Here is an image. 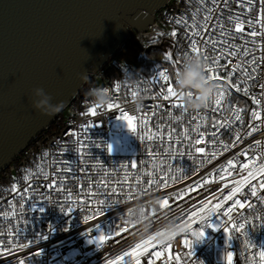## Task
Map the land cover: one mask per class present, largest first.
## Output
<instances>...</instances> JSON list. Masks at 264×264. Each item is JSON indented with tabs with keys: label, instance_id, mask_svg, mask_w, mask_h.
<instances>
[{
	"label": "built area",
	"instance_id": "1",
	"mask_svg": "<svg viewBox=\"0 0 264 264\" xmlns=\"http://www.w3.org/2000/svg\"><path fill=\"white\" fill-rule=\"evenodd\" d=\"M209 11L212 19L205 39L211 35L215 39L226 40L238 49H247L248 56H244L241 51L238 57L230 59L233 64H246L254 78L247 80L236 73L232 82L241 83L242 88L249 89L248 95H244L243 91L236 92L224 80L227 71H230L229 67L221 71V80L215 81L225 90L219 108L212 102L203 110L182 111V108H173L171 101H163L157 96L165 84L159 79V72L167 71L175 87L176 71L182 67L187 56L195 54L191 51L188 39L191 29L175 21L183 18L189 25L193 21L203 22ZM262 12L264 0H252L251 5L246 0H215V4L213 0H170L154 14V20L147 29L135 32L143 47L139 54L145 60L149 59L147 47L169 42L165 56L152 58L153 66L148 72L138 69L126 59L122 54L123 46L99 69L92 71L89 75L90 83L83 85L53 123L0 172V252L11 249V254H0V264H19L21 260L24 264H107L108 260L115 259L149 235L168 232L169 225L173 223L184 228V231H174L176 237L171 241L170 250L172 264H176L174 258L177 255L181 258L179 264H226L227 251L233 252L234 264H252L254 253L264 247V190L258 188L255 197L250 195L251 188L238 194L234 199H240L245 207L234 208L231 219L223 213L232 206V201H228L211 217H207L206 212L202 213L207 217L204 220L197 216L193 222L189 216L193 210L199 211L203 200L211 199L212 204H215L221 197L228 195L233 182L247 174L241 165L252 164L254 161L255 166H258L264 162V90L260 87L264 84V62H261L264 57L261 47L264 45V36L250 35L252 31L260 32L258 21ZM237 17L244 23L243 33L234 30ZM217 22L223 24L226 33L223 37L220 36L221 29L214 27ZM173 31L178 33L176 37L171 36ZM126 41L134 43L130 35ZM200 47L202 51L199 55L203 57L205 52L202 41ZM169 53L174 57L171 61L166 59ZM214 54L209 46L207 55ZM253 58L257 61L254 66L250 63ZM224 63L226 60L221 61V64ZM252 67H255V72H251ZM129 73L135 81L134 85L125 83ZM116 85L120 86L119 91H116ZM90 86L108 87L113 101L125 109L127 114L139 117L149 109L154 110L156 115L151 118V127L156 131L159 125L163 142L141 139L139 126L135 133L131 132L118 119L121 115L118 109L105 106L98 109L96 116L87 114L92 105L85 92ZM133 92L137 95L133 96ZM137 96L143 97L139 108L135 104ZM253 97L261 99V103L256 104ZM179 102L182 104L181 100ZM155 105L160 107L155 108ZM237 110H240L242 122L235 120ZM253 111L261 113V120L252 118ZM169 114L181 119H173ZM197 114L200 119L193 120L192 117ZM219 121H230V124L220 128L217 123ZM196 124H200L199 132L204 134V144H195L199 135L193 131ZM185 127L189 129L187 139L182 135ZM169 128L175 129L171 142L168 140ZM214 131L218 133L215 137L211 135ZM69 132H76L78 136L66 135ZM237 133L241 140L233 147ZM113 135L121 139L125 152L108 151L107 146ZM78 140L85 145L83 156ZM219 141L227 144L228 149L224 150ZM197 147L205 148V153L196 152ZM213 152L216 153L214 158L211 155ZM229 159L234 161L236 167L230 169L231 175L225 174L226 178L221 180L220 170L227 167ZM133 162H136V168L131 167ZM38 166L49 174L48 180H44L40 174L30 182L24 181L23 177L28 172H37ZM65 167L71 171H63ZM145 172H153L157 179L165 174L178 179L175 183L169 179L167 188L156 184L147 188L146 181L151 177L145 176ZM125 173L129 176L127 182ZM137 175L142 179L140 184L136 183ZM213 177L214 183L186 192L188 188ZM61 178L62 185L57 184L51 188L47 186ZM13 184L22 190L30 184V191L21 199L20 195L11 192ZM225 184L228 188L224 187ZM57 187L63 190L57 191ZM112 188L116 189L115 193L111 191ZM68 191L72 192L71 199H68ZM89 192L92 195H86ZM180 192H186V195L182 199H175V194ZM165 198H169V207L161 208L159 202ZM99 201L105 203L100 204ZM151 201L158 203L152 204ZM13 204L15 216L11 215ZM138 208L146 219L129 223L130 218L136 220L133 213ZM98 211L103 214L96 215ZM5 212L9 213L7 217L3 216ZM94 215L95 219L86 220V217ZM209 223L220 227H207ZM97 224L100 225L99 230ZM239 224H244L241 231L234 227ZM123 228L128 231L122 233L121 237H115V231ZM200 230L204 231L205 236L196 243L197 238L192 233ZM9 232L12 235H8ZM101 233H112L113 239L106 241L103 246L89 243V240ZM185 239L192 242L190 247L184 245ZM157 240L160 241L161 237H157ZM246 241H251L254 248L247 247ZM18 244L27 247L17 248ZM156 250H159V245ZM189 252L192 254L189 255ZM157 264L161 262L157 261Z\"/></svg>",
	"mask_w": 264,
	"mask_h": 264
},
{
	"label": "water",
	"instance_id": "2",
	"mask_svg": "<svg viewBox=\"0 0 264 264\" xmlns=\"http://www.w3.org/2000/svg\"><path fill=\"white\" fill-rule=\"evenodd\" d=\"M169 1L0 0V172L76 97L81 75L99 69L128 35L143 48L135 32ZM37 87L64 108L52 116L34 109Z\"/></svg>",
	"mask_w": 264,
	"mask_h": 264
},
{
	"label": "snow or ice",
	"instance_id": "3",
	"mask_svg": "<svg viewBox=\"0 0 264 264\" xmlns=\"http://www.w3.org/2000/svg\"><path fill=\"white\" fill-rule=\"evenodd\" d=\"M246 2L251 5L252 0H246ZM213 4H215V0H213ZM212 19L211 16V11H209V15H207L203 22H197V21H193V23L191 25H189L187 23L186 20H184L183 18L181 19H177L175 21L176 24L178 25H184L185 28H190L191 32L188 34V39L190 41V47H191V51L197 55H199L202 51L201 47H200V42H203L204 45V52L205 54L203 55V59L207 62L205 64L204 67V71L205 74L207 76V78L209 80H213V81H220L221 80V71H225L227 69H229L230 67V71H227L226 76L224 77V80L227 82L228 86L230 88H234L236 92H241L243 91L244 95H248L249 89L247 87H241V83H233L232 82V77L236 74V73H240L242 77L246 78L247 80H251L254 77L251 75L248 67L246 64L243 63H237V64H233L232 60L230 59L231 57H238L240 52H243L244 56H248L249 52L247 49H238L236 48L235 45H231L229 44L226 40H222V39H215L213 38L211 35H208L207 39H205V34L208 33L209 31V21ZM229 19L231 20L232 17H229ZM260 23V32L258 33L257 31H252L250 33V35L252 37H256L257 35H261L264 36V12H262L259 21ZM251 23V22H249ZM214 27H219L221 29L220 31V36L223 37L226 33L223 27V24L217 22V25ZM214 30V29H213ZM235 32L236 33H243L245 31V27H244V23L239 19V17L236 18V22H235ZM178 35V33L176 31H173L171 33L172 37H176ZM219 45H223L224 47H219ZM211 46L213 52L215 53L212 56L207 55V49L208 47ZM262 50H264V45L261 46ZM166 59L168 60H173V54L169 53L166 57ZM222 60H226V63L221 64ZM261 62H264V57L261 58ZM251 65H255L257 63V61L253 58L250 61ZM255 67H252L251 72H255ZM178 74V73H176ZM159 79L164 81L165 84H163L161 86V89L159 90V92L157 93V96L162 98L163 101H171V106L173 108H182L183 105L179 102L181 100V96L183 95V93H180L176 90V88L172 85V81H171V77L169 75V73L167 71H160L159 72ZM119 85H116V91H119ZM261 89L264 90V84L260 85ZM218 88L220 89L217 94H216V98L214 99L213 103L215 104L216 108H219L221 106L222 100L225 96V90H223V88L221 87L220 84H218ZM189 96L192 95V92L189 91L187 93ZM133 96H136L137 94L135 92L132 93ZM262 99H264V97H262ZM253 101L256 104H260L261 103V99H256L255 97H253ZM108 109H118L121 112V115L118 117L119 120L123 121L126 124V127L133 133H135L137 131L138 126L141 129L142 135L140 136L141 139L147 140V141H153V140H160L161 142H163V133L159 127V125L156 126V131L152 130L151 127V118L153 116L156 115V112L152 109H149L148 111L142 113L139 117L137 115H132V114H127L126 110L123 109L118 103H116L115 101L109 103L106 106ZM155 108H159L160 105H155ZM99 107L96 105H92L88 110H87V114L91 115V116H96L97 112H98ZM139 111V109L137 110ZM171 117V114H169ZM252 118L254 120H261V113L258 111H253L251 113ZM173 119L179 120L181 119V117H171ZM193 120H197L200 119L199 114H197L196 116L192 117ZM235 120L237 122H242V117L240 115V110H237L235 112ZM218 126L220 128H224L229 126L230 121H219L217 122ZM200 130V124H196L195 128L193 129V131H196L199 133L197 139L195 140V144L200 145V144H204L206 143L205 139H204V134L199 132ZM253 130H255V128H253ZM175 132L174 128H169L168 129V140L171 142L172 140V136L173 133ZM251 133H249L250 135ZM66 135H72V136H78V133L76 132H69L66 133ZM184 138H188L189 136V129L187 127L184 128L183 134ZM213 137L217 136L218 133L217 132H213L211 134ZM241 140V137L239 135V133H237L236 137H235V142L233 143V147L235 146V143H238ZM77 143L80 145V150H81V155L83 156V149L85 147L84 143L80 140L77 141ZM219 143L222 145L224 150L228 149V145L225 144L223 141H219ZM257 143H259V141H257ZM108 151L111 152L112 151V146L110 144H108L107 146ZM205 148L203 147H197L196 148V152L198 153H205ZM45 155H47V153H45ZM181 155H183V153H181ZM191 155V153L189 154ZM212 157L214 158L216 156V153L213 152ZM132 168H136L137 164L136 162H133L131 164ZM236 167V164L234 163L233 160L229 159L227 161V167L223 168L220 170V175L219 178L221 180H224L226 178V175H231V171L230 169H233ZM241 168L244 169L247 174L245 176H243L241 179L234 181L233 182V186L231 187L228 195L223 196L219 199V202L212 204V200L208 199V200H203L201 202V206L199 208V211L193 210L191 212V215L189 216V220L195 222V218L197 216L200 217V219L204 220L207 217H211L213 213L218 212L220 209H222L224 207V205L228 202V201H232V206L228 207L225 211H224V215L229 217V219H231V214L234 210V208L239 207V208H244L245 207V203L242 202L240 199H234L238 194L242 193L246 188H251V193L250 195H252L253 197L257 196V189H261L264 190V162L260 163L258 166H255V162L253 161L252 164L249 163H245L243 165H241ZM171 169H169L170 171ZM63 171L65 172H70L71 169L65 167L63 169ZM179 171V169H178ZM43 175V179L44 180H48L49 178V174L47 172L43 171L42 167L38 166V171L37 172H28L24 177V181H31L36 175ZM226 174V175H225ZM58 175V172H57ZM145 176L147 177H151L150 179H148L146 181L147 183V188H151L154 184L163 187V188H167L169 187L168 184V180L171 179L172 183H175L178 179V177L176 176H172L169 177L167 174L159 177V179L155 178V175L153 172H145L144 173ZM129 179L128 173H125V182H127ZM136 179V183L140 184L142 183V179L140 177V175H137L135 177ZM62 181L63 178H61L60 180L56 181L55 183H49L47 186L48 187H56L57 184H61L62 185ZM253 181H258V183H253ZM215 182V178L213 177V179H209V180H204L200 183H198L197 185L190 187L186 190V192H191V191H195L198 188H202L205 184H210V183H214ZM117 183H120V181H117ZM101 184L104 187H107V184L104 181H101ZM225 188H228V185L225 184L224 186ZM57 191L63 190L62 187H57L56 188ZM147 189H145L146 191ZM28 191H30V184L28 187H25L23 190L20 189L18 187V185L13 184L11 187V192L15 193L16 195H20L21 199L24 198V196L28 193ZM81 191H83V188H81ZM113 193L116 192L115 188H112L111 190ZM223 191V189L221 190ZM186 192H180V193H176L175 194V199H182L184 197V195H186ZM86 195H92L91 192L86 193ZM68 199L72 198V192L68 191L67 193ZM213 199H215V197H213ZM100 204H104V201H99ZM161 208H167L169 207V198H165L162 201L159 202ZM248 206H251L250 204ZM13 208V211L11 212L12 216H15V204H13L11 206ZM21 207H23V205H21ZM207 213V217H205L204 215H202V213ZM102 211H98L96 213V215H102ZM9 215V213L5 212L3 213V216L7 217ZM91 219H95V215L94 216H89L86 217V220H91ZM190 227V225H189ZM207 227L210 228H218L220 227V225H213L211 223L207 224ZM235 229L237 231H241L244 229V224H239V225H234ZM97 230L100 229V225L97 224L96 226ZM128 231L127 228H123L121 230L115 231L114 236L115 237H121L122 233H126ZM180 231L183 232L184 228H180ZM8 235H12L11 232L8 233ZM164 235V232H157L156 235H149L147 238L140 240L139 242L135 243L134 246H130L129 250L124 251L121 255L117 256L115 259L112 260H108L107 264H157V261H160L161 264H172L173 261V257L171 255V241L173 239H175L176 237V233L173 232L170 235H168L166 237L165 240H157V237H161ZM193 236H195L196 239V243L200 242L204 236L205 233L203 230H200L198 232L194 231L192 233ZM113 239V234L109 233L108 235H105L103 233H101V235H99L98 237H96L95 239L89 240V243H95L99 246H103L104 243L108 240ZM232 237L229 236V240H231ZM167 241V242H166ZM118 242V241H117ZM184 245L186 247H190L192 242L185 239L183 241ZM159 245V250L157 249V246ZM2 246V245H0ZM246 246L247 247H253L254 245L251 244V241H246ZM17 248H24L27 247V245L25 244H18L16 245ZM0 254H11V249H5L4 252H0ZM39 254V253H37ZM192 253L189 252V255H191ZM141 257H144V260H141ZM127 258V261H126ZM175 262L176 264H179L180 262V256L177 255L175 256ZM225 261L226 264H234V256H233V252L231 251H227L225 253ZM19 264H24V261L21 260L19 261ZM252 264H264V247H261V249L259 250L258 253H254L253 257H252Z\"/></svg>",
	"mask_w": 264,
	"mask_h": 264
},
{
	"label": "clouds",
	"instance_id": "4",
	"mask_svg": "<svg viewBox=\"0 0 264 264\" xmlns=\"http://www.w3.org/2000/svg\"><path fill=\"white\" fill-rule=\"evenodd\" d=\"M205 60L201 55H190L184 59L183 65L180 69L176 71L174 75L175 88L178 92L183 93L181 96L182 111H198L206 109L216 98L218 92V84L209 80L205 74ZM82 84L90 83V76L85 73L79 77ZM125 83L134 85L135 81L132 78V74H127ZM191 91L192 95L189 96L187 93ZM76 95V93H73ZM88 102L91 105H96L99 108L107 106L109 103L113 102V96L111 90L108 87L90 86L85 92ZM52 97L48 95L43 88H34L31 95L32 107L39 111L40 113L48 116H52L60 112L64 106V101H59L55 104L51 103ZM143 97H135L136 107L142 106ZM152 204L158 203V201H151ZM136 220L133 221L129 219V223L132 222H142L146 217L144 213L139 210V208L133 213ZM147 227V225H145ZM180 230L179 225L174 223L169 225V231L165 232L161 236L163 241L170 232Z\"/></svg>",
	"mask_w": 264,
	"mask_h": 264
},
{
	"label": "trees",
	"instance_id": "5",
	"mask_svg": "<svg viewBox=\"0 0 264 264\" xmlns=\"http://www.w3.org/2000/svg\"><path fill=\"white\" fill-rule=\"evenodd\" d=\"M140 48L132 42L126 41L123 45L122 54L138 69L148 72L153 66L152 58H161L165 56V47L155 46L148 52L149 59H143L139 54Z\"/></svg>",
	"mask_w": 264,
	"mask_h": 264
},
{
	"label": "rangeland",
	"instance_id": "6",
	"mask_svg": "<svg viewBox=\"0 0 264 264\" xmlns=\"http://www.w3.org/2000/svg\"><path fill=\"white\" fill-rule=\"evenodd\" d=\"M110 145L112 146V152H125L126 149L122 146L121 139L115 137L114 135L111 137Z\"/></svg>",
	"mask_w": 264,
	"mask_h": 264
}]
</instances>
